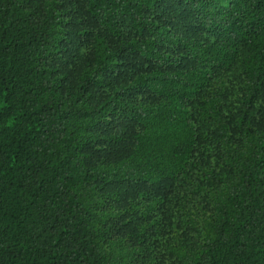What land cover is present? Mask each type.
I'll use <instances>...</instances> for the list:
<instances>
[{
    "label": "trees",
    "instance_id": "obj_1",
    "mask_svg": "<svg viewBox=\"0 0 264 264\" xmlns=\"http://www.w3.org/2000/svg\"><path fill=\"white\" fill-rule=\"evenodd\" d=\"M0 264H264V0H0Z\"/></svg>",
    "mask_w": 264,
    "mask_h": 264
}]
</instances>
